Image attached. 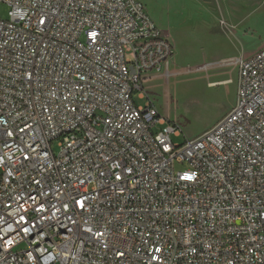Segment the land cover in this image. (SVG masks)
Instances as JSON below:
<instances>
[{
  "label": "built area",
  "instance_id": "obj_1",
  "mask_svg": "<svg viewBox=\"0 0 264 264\" xmlns=\"http://www.w3.org/2000/svg\"><path fill=\"white\" fill-rule=\"evenodd\" d=\"M0 2V264H264V46L179 144L133 100L173 52L141 0Z\"/></svg>",
  "mask_w": 264,
  "mask_h": 264
},
{
  "label": "rangeland",
  "instance_id": "obj_2",
  "mask_svg": "<svg viewBox=\"0 0 264 264\" xmlns=\"http://www.w3.org/2000/svg\"><path fill=\"white\" fill-rule=\"evenodd\" d=\"M146 12L162 31L167 29L169 17L177 12L172 0H141ZM9 6L0 2V18L8 17ZM264 15V2L260 12ZM176 43L168 64L156 72L144 84L145 98H139L140 90H135L133 100L136 105L151 101L166 121L176 122L182 132L179 136L171 134L174 143L183 144L215 126L234 106L237 89L236 63L241 58L239 48L211 49L202 46L204 38L186 34L176 25ZM248 29L247 36L255 34ZM169 39V38H168ZM170 40V39H169ZM245 42L252 41L244 36ZM209 43V41H206ZM223 83L210 84L215 80ZM159 127V126H158ZM176 168L182 169L177 165Z\"/></svg>",
  "mask_w": 264,
  "mask_h": 264
},
{
  "label": "crops",
  "instance_id": "obj_3",
  "mask_svg": "<svg viewBox=\"0 0 264 264\" xmlns=\"http://www.w3.org/2000/svg\"><path fill=\"white\" fill-rule=\"evenodd\" d=\"M165 0H163L164 2ZM177 12L167 22V29L162 30L173 44L176 43V25L179 24L185 33L195 38H204L202 46L211 49L239 48L241 58L252 56L264 46V15L260 6L264 0H172ZM154 22V21H153ZM155 23V22H154ZM252 28L254 37L247 36ZM244 36L250 37L245 42ZM172 44V43H171ZM215 80L210 84L223 83Z\"/></svg>",
  "mask_w": 264,
  "mask_h": 264
}]
</instances>
